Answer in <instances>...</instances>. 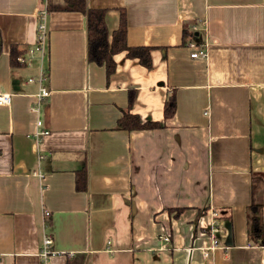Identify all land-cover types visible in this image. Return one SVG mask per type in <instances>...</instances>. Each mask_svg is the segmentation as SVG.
Listing matches in <instances>:
<instances>
[{
	"label": "crops",
	"instance_id": "1",
	"mask_svg": "<svg viewBox=\"0 0 264 264\" xmlns=\"http://www.w3.org/2000/svg\"><path fill=\"white\" fill-rule=\"evenodd\" d=\"M46 3L0 0V264H43L44 234L46 264H264L245 214L262 203L264 222V0H86L106 11L109 40L124 10L128 45L152 48L150 70L113 55L109 80L86 59L84 15ZM42 15L45 49L30 54ZM192 40L206 59L189 56ZM15 44L24 65L12 68ZM41 69L50 93L37 103ZM124 112L163 127L119 130ZM203 208L230 217L216 248L193 231Z\"/></svg>",
	"mask_w": 264,
	"mask_h": 264
},
{
	"label": "trees",
	"instance_id": "2",
	"mask_svg": "<svg viewBox=\"0 0 264 264\" xmlns=\"http://www.w3.org/2000/svg\"><path fill=\"white\" fill-rule=\"evenodd\" d=\"M61 10L70 12L78 11L84 15L87 43L86 59L90 63L103 66L107 80H109L112 73L115 71V61L112 57L118 53L123 52L125 53V58L136 59L138 64L147 70L152 68V60L150 57L152 48L146 46L131 47L126 42V11L120 10L118 28L111 33L109 40L107 26H105L104 22L106 14L104 9H90L86 6V0H61V2L58 4L53 2V0H47L45 12ZM183 36H189L186 27L184 29ZM24 53L25 51L22 50L19 45L15 44L10 47L8 61L12 68L24 65L18 61V58L22 57ZM134 99L135 91H129L127 100L128 110L132 108ZM163 105L164 119L167 120L172 118L176 112L174 91H172V93L166 97ZM161 127H163L162 123L152 122L150 120H145L143 122L137 115L131 114L129 112L122 113V116L117 120L116 126L117 129L126 132L157 130ZM86 179L87 171H85V168H82V170L76 175V187L79 190L86 189ZM262 206V203H256L255 201H252L246 207L245 214L248 244L250 246H260L264 248V222L263 214H261ZM207 210L208 209L203 208L197 211L196 218L194 220V226L197 225L198 219L201 217V215H205ZM183 211L184 208L181 207L168 209V213L176 218H179V215ZM219 219H225L226 221H229L230 217L220 215ZM205 233L208 234V231H205Z\"/></svg>",
	"mask_w": 264,
	"mask_h": 264
},
{
	"label": "built area",
	"instance_id": "3",
	"mask_svg": "<svg viewBox=\"0 0 264 264\" xmlns=\"http://www.w3.org/2000/svg\"><path fill=\"white\" fill-rule=\"evenodd\" d=\"M36 28H37V37L34 47L29 50L30 54L32 52H40L41 54L44 52L46 45L44 15L40 17ZM188 48L190 51L189 56H191V58L206 59L207 46L197 44L192 40L188 44ZM18 61L24 62L22 57L18 58ZM37 76H38L37 82L39 84V90H38L39 94L37 95L36 102L38 103L40 102V100L48 97L50 92H48L44 87H42V84L47 80L45 71L41 69ZM33 80L34 79L31 78L28 80V82L31 83V81ZM10 103H11V96L7 93H0V105H9ZM37 124H39V122ZM47 135H48L47 131H38L35 134V138L38 139L39 137L47 136ZM45 215L48 216L47 213ZM219 217L220 215L218 211L210 209L205 213V215H201V217L198 219L197 225L193 226V231L195 230L196 233L198 232V234L207 237L211 241V248H216V246L218 245L217 235L219 233V226H220ZM205 231H208V234H206ZM159 240L164 243H169L170 237L168 235H163L159 237ZM39 252L43 264H46L48 260L52 257V255L55 254V251H53L52 249V237L50 235L48 234L43 235Z\"/></svg>",
	"mask_w": 264,
	"mask_h": 264
}]
</instances>
